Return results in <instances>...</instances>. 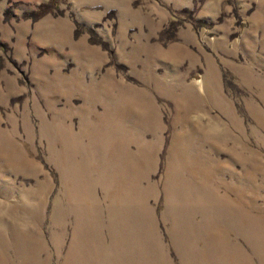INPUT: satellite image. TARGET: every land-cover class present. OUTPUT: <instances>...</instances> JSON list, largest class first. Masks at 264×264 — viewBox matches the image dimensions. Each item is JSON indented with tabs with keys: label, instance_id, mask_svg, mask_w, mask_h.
Segmentation results:
<instances>
[{
	"label": "rangeland",
	"instance_id": "1",
	"mask_svg": "<svg viewBox=\"0 0 264 264\" xmlns=\"http://www.w3.org/2000/svg\"><path fill=\"white\" fill-rule=\"evenodd\" d=\"M0 264H264V0H0Z\"/></svg>",
	"mask_w": 264,
	"mask_h": 264
}]
</instances>
